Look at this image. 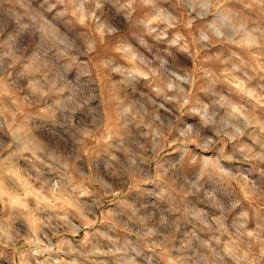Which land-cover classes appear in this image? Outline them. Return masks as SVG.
<instances>
[{"label": "clouds", "instance_id": "obj_1", "mask_svg": "<svg viewBox=\"0 0 264 264\" xmlns=\"http://www.w3.org/2000/svg\"><path fill=\"white\" fill-rule=\"evenodd\" d=\"M0 264H264V0H0Z\"/></svg>", "mask_w": 264, "mask_h": 264}]
</instances>
